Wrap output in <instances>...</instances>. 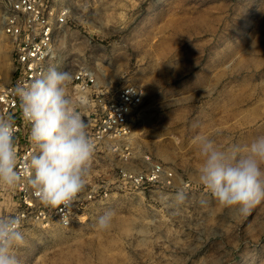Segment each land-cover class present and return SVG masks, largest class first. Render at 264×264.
I'll use <instances>...</instances> for the list:
<instances>
[{
  "label": "rangeland",
  "instance_id": "rangeland-1",
  "mask_svg": "<svg viewBox=\"0 0 264 264\" xmlns=\"http://www.w3.org/2000/svg\"><path fill=\"white\" fill-rule=\"evenodd\" d=\"M70 6L49 67L72 78L83 66L112 92L146 88L135 112L133 148L171 167L172 186L121 187L127 161L92 159L86 186L105 184L68 227L25 226L22 264H264V200L248 215L222 207L198 180L196 135L243 153L264 135V0H61ZM3 43L10 41L2 34ZM10 77V63L3 61ZM73 81L68 92L73 91ZM186 199L174 204L178 190ZM2 201V202H1ZM3 216L14 209L1 198ZM113 210L110 229L95 228Z\"/></svg>",
  "mask_w": 264,
  "mask_h": 264
},
{
  "label": "clouds",
  "instance_id": "clouds-1",
  "mask_svg": "<svg viewBox=\"0 0 264 264\" xmlns=\"http://www.w3.org/2000/svg\"><path fill=\"white\" fill-rule=\"evenodd\" d=\"M71 80L69 72L51 66L13 90L35 149L27 162V184L38 200L51 208L72 207L86 187L95 149L88 123L69 95ZM15 134L13 116L0 114V185L9 189L23 179L17 171ZM193 144L202 159L198 180L222 207L246 216L264 200V135L255 138L243 153L238 147L220 149L214 139L202 134L194 137ZM173 199L179 211L185 192L178 190ZM114 216L113 210L106 211L95 228L107 231ZM26 245L20 218L0 216V264H22L17 253Z\"/></svg>",
  "mask_w": 264,
  "mask_h": 264
},
{
  "label": "built area",
  "instance_id": "built-area-1",
  "mask_svg": "<svg viewBox=\"0 0 264 264\" xmlns=\"http://www.w3.org/2000/svg\"><path fill=\"white\" fill-rule=\"evenodd\" d=\"M70 6L61 0H0V79L3 78L5 58L10 63L7 83H0V114H11L15 119L17 171L23 178L14 189L0 185V197L11 198L14 209L10 215L18 216L21 227L39 225L68 227L88 205L100 196L108 195L105 184H91L78 194L72 207L65 209L43 205L27 184L30 169L27 166L35 151L29 142V126L23 120L13 90L18 84H26L49 68L55 57L59 32L68 22ZM2 34L9 36L7 44ZM73 91L76 108L88 123V133L95 144L92 159L114 156L123 159L125 165L118 170L121 187L145 190L154 185L172 186L174 171L171 167L142 155L143 162L136 165L133 133L135 112L146 97V88L138 83H126L112 92L105 77L102 78L91 66H83L74 74ZM2 202V201H1ZM0 207H6V203ZM0 216H3L2 210Z\"/></svg>",
  "mask_w": 264,
  "mask_h": 264
}]
</instances>
